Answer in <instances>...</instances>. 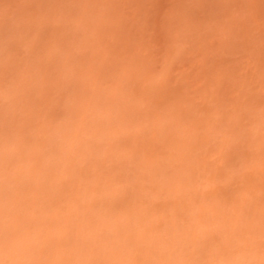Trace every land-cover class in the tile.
<instances>
[{
    "label": "clouds",
    "instance_id": "9594fccd",
    "mask_svg": "<svg viewBox=\"0 0 264 264\" xmlns=\"http://www.w3.org/2000/svg\"><path fill=\"white\" fill-rule=\"evenodd\" d=\"M30 4L0 27V264H264V0Z\"/></svg>",
    "mask_w": 264,
    "mask_h": 264
},
{
    "label": "rangeland",
    "instance_id": "374dc122",
    "mask_svg": "<svg viewBox=\"0 0 264 264\" xmlns=\"http://www.w3.org/2000/svg\"><path fill=\"white\" fill-rule=\"evenodd\" d=\"M160 3L164 4L165 0H160ZM5 5H7V10H5ZM30 10V0H3V3H0V27H14Z\"/></svg>",
    "mask_w": 264,
    "mask_h": 264
}]
</instances>
